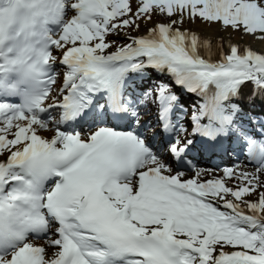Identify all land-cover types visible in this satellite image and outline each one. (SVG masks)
Instances as JSON below:
<instances>
[{"label":"snow or ice","instance_id":"snow-or-ice-1","mask_svg":"<svg viewBox=\"0 0 264 264\" xmlns=\"http://www.w3.org/2000/svg\"><path fill=\"white\" fill-rule=\"evenodd\" d=\"M197 18L264 39V0H0V264H264V133L235 120L245 84L264 102V53L218 41L212 60L211 40L181 27ZM147 69L171 80L133 99ZM175 86L205 98L192 131L236 136L254 170L186 179L193 141L169 135L161 152L131 128L151 99L164 132L186 134ZM76 121L96 127H59Z\"/></svg>","mask_w":264,"mask_h":264},{"label":"bare ground","instance_id":"bare-ground-1","mask_svg":"<svg viewBox=\"0 0 264 264\" xmlns=\"http://www.w3.org/2000/svg\"><path fill=\"white\" fill-rule=\"evenodd\" d=\"M195 23V22H186L184 25H182V29L186 28L189 31H193V32H197L199 34V36L204 39L207 38L209 40H211L212 42V55H211V59L212 60H217L219 59V51L220 48L217 47V42L219 41L221 43V46L223 48L224 51L228 50V45L229 43H235L237 45L240 46V50L243 51L244 46H248L250 47L252 50H255L257 52L260 53H264V40L259 42L258 40H256L255 36H249L248 34H244V33H237V32H232V30H220L218 27H209L206 26L204 24H199ZM154 23H150L149 27H152ZM146 32V31H145ZM145 32L139 33V31H137V33H133L132 35H142L145 34ZM131 34V33H129ZM127 42V41H126ZM202 54L205 56V58H208L207 53H204L203 50ZM143 80L142 84H140V86L138 87L136 94L133 96V99H135L136 97L139 98H143L142 97V93L149 90V89H154L157 85V83L163 82L164 79L161 77H158L157 75L153 74V70L151 69H147L145 75L143 76ZM252 85L250 83L245 84L244 87L241 90V98L238 101L240 103L241 106V111L238 115H241V118H245L246 120V129L248 130V132L250 133H255L256 132V127L258 126L255 120V117L260 115V113H264V108H262L263 102H261V100L259 98H256L254 101L250 100V94H251V90H252ZM180 98V105H182V111H180V115L185 112V110H188L189 116L187 115L185 118V120H188L187 117L190 120V117L193 113V111L197 110L199 108V106L203 103H205V100L200 97L199 95H187L186 97L184 96H178ZM140 106H144L146 108H148L149 112L146 114V121L148 123H153V110L151 108L152 104L151 101L148 100L147 102L143 103V104H137L136 107H140ZM152 110V111H151ZM186 113V112H185ZM143 116H140L139 118H142ZM207 122V119H203L202 123ZM144 122H142L140 126H138V129H140L142 135L148 137L149 139H152L149 137L148 132L151 129L145 130L144 129ZM51 126V125H50ZM136 127V126H135ZM52 128V126L50 127ZM55 130H48V131H42V135L47 137L45 134L51 135L52 133L54 134ZM156 133V132H155ZM173 137V136H172ZM50 138V137H49ZM154 140V139H152ZM184 140V139H183ZM185 141V140H184ZM240 152V151H238ZM190 156V155H189ZM191 157V156H190ZM215 158H219V154H215L214 155ZM244 158V156H242ZM241 156L238 157L237 160H241L242 159ZM227 158V157H226ZM245 159V158H244ZM170 160V158H169ZM232 160H235V158H232ZM230 161L228 163H224L221 164L219 168H221V174L222 175V170L225 167H229V164L232 163H236V161ZM171 163V161H169ZM241 169L243 168L242 166L240 167ZM193 175H186L185 178H191ZM219 176V175H218ZM36 244H44L45 240H40L37 242H34ZM231 250V249H229ZM47 251V250H46ZM47 253L50 255V251H47Z\"/></svg>","mask_w":264,"mask_h":264},{"label":"rangeland","instance_id":"rangeland-1","mask_svg":"<svg viewBox=\"0 0 264 264\" xmlns=\"http://www.w3.org/2000/svg\"><path fill=\"white\" fill-rule=\"evenodd\" d=\"M133 8L135 9V7H136V4L135 3H133ZM165 19V17H163V16H154V18H153V21H152V23H155V22H157V21H162V20H164ZM198 22H200L199 24H204V25H206V26H209V24H207V23H205V22H203V21H201L199 18H197L196 20H195V23H198ZM150 26V24H146V23H144V22H141V26H140V29L138 30L139 31V33H142V32H145L146 31V29L148 28ZM218 27L220 30H225L224 28H223V26L221 25V24H219V23H212V24H210V26L209 27ZM226 30H232L231 28H228V29H226ZM232 32H236V31H233L232 30ZM129 33H131L130 35H132L133 33H137V30H129ZM237 33H243V32H237ZM260 34L259 33H257L256 34V36H255V38H256V40H258L259 42H261V41H263L264 39H257V36H259ZM249 36H252V37H254V35H249ZM109 40H112V39H114V37H109L108 38ZM210 39V38H209ZM124 42H126V41H124V40H120V41H117V43H124ZM112 50H114V49H112ZM263 104H264V102H263ZM149 112V110L146 112V113H144V112H142V114L140 115V116H143L141 119H139V120H144V118H146L147 116H146V114ZM51 116L53 117V118H55V119H57V116L55 115V113L52 111V114H51ZM134 124H135V122H134ZM52 126V128H50L49 130L51 131V130H55V125H51ZM50 126V127H51ZM43 132L44 131H48V130H42ZM42 131L40 132V134L42 135ZM48 134H50V133H48ZM48 134H45L47 137H51L52 135H53V133L51 134V135H48ZM162 151H163V149H162ZM203 166V165H202ZM205 166H207V165H205ZM198 167V169L197 170H209V169H211L212 170V173H211V175L212 176H218V175H220L221 174V168H219V167H216V166H211V167ZM228 166H230V168H235V167H237V166H239V167H243L242 169H246V170H248V171H252V170H254V166H249V165H247L246 163H244V162H242V161H240V162H237V163H234V164H232V165H228ZM196 171V170H195ZM195 171H190V173H188L189 175H194V173H195ZM188 174H186V175H188ZM204 178V177H203ZM228 183H229V185H232L233 183H234V181H232V180H229L228 181ZM47 251H50V252H52L53 251V249H51V248H47Z\"/></svg>","mask_w":264,"mask_h":264}]
</instances>
